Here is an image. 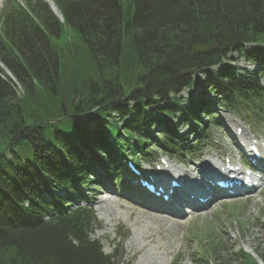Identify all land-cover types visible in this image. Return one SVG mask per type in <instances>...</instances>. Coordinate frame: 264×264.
<instances>
[{
    "label": "trees",
    "instance_id": "16d2710c",
    "mask_svg": "<svg viewBox=\"0 0 264 264\" xmlns=\"http://www.w3.org/2000/svg\"><path fill=\"white\" fill-rule=\"evenodd\" d=\"M139 1V9L148 11L143 15L144 20L176 18L181 23L182 16L187 13L182 11L184 7H192V16L188 23L178 28L171 27L166 33L162 29L158 32L152 29L138 30L134 28L135 24L126 21L118 34L120 21L116 22L115 18L122 10L114 2L96 1L98 8H84L82 5L72 8L70 0H62L60 3L66 22H70L72 16L77 19L76 24L72 23L76 26L75 32L71 31L70 41L55 43L53 50H50L41 30L43 22L49 29L52 24L46 6H37L43 21L37 28L31 19L30 23L22 22L27 14L16 1L11 2L6 16L17 19L18 26L11 32L21 31V47L25 49L21 52L26 63L24 66L10 65L23 90L21 96L17 97V89L11 79L0 75V264H114L89 236L97 223L91 211L82 207L64 210L66 206L58 204L53 196L52 188L59 184V167H63L68 176L79 179L85 174L82 169H85L87 162L69 140L74 137V130L59 133L58 136L56 127L43 120L46 114L53 116L68 102L61 101L62 95L66 99L67 95H75L78 91L75 89L64 93L61 90L59 95H55V89L52 90L55 83L56 86L61 84L67 68L73 69L69 72L71 80L79 76V71L82 75L88 72V76L100 77L89 84H84V78L80 80L83 87L86 85L83 102L89 107L102 106L103 112L96 113L93 119L97 124L101 122V130L114 131L116 123L123 118L125 107L119 103L113 104V101L126 96L147 101L152 91H160L163 87L161 84L165 77L162 78L160 71L166 72L170 62L185 52L190 44L195 43L192 48L198 50L206 48L202 44L204 41L211 39L212 44L216 39H222L225 42L219 41L221 45L228 43L230 47L238 48L246 40L264 38V0ZM26 8L28 13H32L31 9L35 11L36 5L28 4ZM63 35L57 40L62 39ZM118 35H121L119 50L114 44L118 41ZM134 36L139 39L145 37L150 43L143 42L142 38L143 41L138 40L143 45L142 50H136ZM39 45L43 47L37 50ZM76 45L81 47L78 49ZM1 49L3 51L5 47ZM72 50L78 51L74 53ZM83 50L87 52V64L81 57ZM63 55H66V59H62ZM116 56L118 68H110L105 73L101 71L98 62L113 61ZM134 63H141L142 84L137 82L136 75L131 82ZM74 73L76 76H72ZM151 74L155 76L157 84L150 79ZM134 84L142 87L130 88ZM259 96L262 94L259 93ZM259 100H264V97ZM138 112L135 114L136 120H139ZM71 117L66 121L77 125ZM70 123L65 126L72 127ZM84 139L88 145L94 140L96 149H103L98 138ZM81 149L87 150L88 147L83 145ZM69 150L75 151L73 153L77 157L69 154ZM52 165L56 172L51 175ZM43 191L52 197L51 205L41 202ZM261 258L264 262V252ZM247 262L255 264L250 260Z\"/></svg>",
    "mask_w": 264,
    "mask_h": 264
},
{
    "label": "rangeland",
    "instance_id": "374dc122",
    "mask_svg": "<svg viewBox=\"0 0 264 264\" xmlns=\"http://www.w3.org/2000/svg\"><path fill=\"white\" fill-rule=\"evenodd\" d=\"M17 1L20 2V0ZM43 1H45L50 6L52 12L56 17H60L58 10L55 8L51 0ZM204 1L206 2V0ZM4 3L5 0H0V10H2V5H4ZM93 3L94 1H91L89 4ZM191 10L192 7H184L182 9V11H185L187 13L182 16V20L180 21L181 23H179L176 18L157 19L155 21H152L151 19L144 20L143 15L148 11L145 10L144 12L142 11V9H139L140 15L136 20L134 28L138 30L152 29L154 31L157 30V32L162 29V32L166 33L170 31L171 27L178 28L181 24L188 23L189 17L192 16L190 15ZM117 17L119 18V15H117ZM118 32L120 33L121 30L118 29ZM67 33L68 35H63L62 39L54 41L57 44L70 41L72 37L71 30H67ZM142 38L143 37L139 39L138 37H136V40L143 41L144 39L143 42L150 43V41L145 37L143 39ZM113 40L114 38L111 40V42ZM119 43V39L116 43H114L118 48L117 50H119ZM76 46L78 49L81 47L79 45ZM139 47L140 50H142L143 45H140ZM249 47L254 49L257 46L249 45ZM77 51L78 50H72V52L74 53ZM81 57L85 64L89 63L87 52L85 50L81 52ZM62 59H66V55H63ZM239 63H241V61H239ZM98 65L101 71L105 73L110 68H117L118 58L116 56L115 60L106 61V63L100 61L98 62ZM129 66H131V64H129ZM71 71H73V69L67 68L61 84L59 86H56L55 83L54 87H52L55 88V95H59L61 93V90L64 93L67 91L71 92L75 89L78 90L76 91L77 93L75 95L73 93L67 95L68 98L66 99L63 95L60 97L63 103L64 101H68L67 103L62 105V107L65 106L66 110H68L69 104L75 106L79 100L80 102H82L83 99L86 98L84 87L79 82L82 78L86 79L87 75H89L88 72H85L82 75V72L79 71V76L75 80H71L69 74V72ZM73 75L76 76L75 73L72 74V76ZM95 77L96 79L100 78L99 76ZM90 79L91 78H88L87 81H90ZM262 82L264 84V80H262ZM14 85L17 89V95L21 96L22 88L16 84V80L14 81ZM92 85L99 86L98 84ZM184 89L185 83H183L175 92H172L170 90V86L167 85L162 87L161 90L157 92L160 96H164L166 94L171 96L176 95L179 91L183 90L180 93V95H182L185 93ZM91 93L93 96L94 91ZM133 104L135 107H139L142 103ZM121 106L125 107L129 112L132 111L129 103H123L121 104ZM57 111L58 110H56V112ZM46 117L51 116H49V114H46ZM232 121L234 125L240 123L239 120L235 119L234 117L232 118ZM181 123L185 125L187 124V122L183 120L181 121ZM56 124H62V121ZM61 126L66 127L64 125ZM252 129H254V127ZM249 130L250 129L245 128L246 132ZM250 132L251 135L257 134V132L253 130H250ZM97 134L99 133L96 131V127L92 129L89 127L86 131V135L96 136ZM240 135L242 136V132L240 133ZM262 138H264V136H262ZM64 141L67 142L66 139H64ZM190 171L191 167L187 168L183 171L182 176L190 173ZM203 173L205 175L208 174L206 172ZM262 186H264V184H262L258 189H260ZM59 194L62 195L63 192L60 191ZM125 194L127 195L128 192L120 191L119 193V190L117 192L115 188H111V192L107 194L103 192L102 188L96 187L91 195H89L88 199L89 204L92 207L93 214H95V216L99 220L101 227L100 230L94 232L92 237L100 241L102 248L106 253H111L113 245L118 243L117 241L119 240V243H121L120 251L123 252L124 261L127 264H162L164 262H166V264H194L191 258L198 251V240H201V238L204 239V241L208 240L211 233L216 236V239H224L226 242L231 243L232 245H234L235 249L240 248L241 246H248V248H245L246 250H248L247 252H250L254 248L258 249L262 246L261 244H264V187L261 191H255L254 193L246 194L245 197H230L228 199L219 201L212 206V209H214L215 212L213 210H210L203 216L189 219L187 222L179 223L176 218H166L168 221H171L173 223H179L177 225L163 221L162 218L148 217L146 214H144L147 212L145 209H141V207H135L128 201L122 199L121 197L125 196ZM103 199L108 200L101 201ZM97 201L101 202L97 203L95 206V203ZM104 202L108 203L104 206L107 210L106 213L101 211V207L103 206ZM171 206L174 207V210H178L176 209V205ZM179 215L180 214L176 215L175 217ZM118 233L122 235V238H117ZM227 245L228 244H225L224 246L223 244H221L219 246V249L225 248L227 247ZM243 252L247 253L245 250ZM208 253L209 252L204 248H201V252L193 260H198L202 255L203 257H205ZM218 258H220V260H223L224 262L233 264L232 257L218 256Z\"/></svg>",
    "mask_w": 264,
    "mask_h": 264
},
{
    "label": "bare ground",
    "instance_id": "6f19581e",
    "mask_svg": "<svg viewBox=\"0 0 264 264\" xmlns=\"http://www.w3.org/2000/svg\"><path fill=\"white\" fill-rule=\"evenodd\" d=\"M255 80H258V78H255ZM242 135H243V132H242ZM251 154L253 155V153L251 152ZM254 156V155H253ZM255 158V160L256 161H259V159H257L256 157H254ZM263 166H264V158L263 159H261L260 161H259ZM88 166H89V160L87 159V162L85 163V169H82V171H85L87 168H88ZM262 169L263 168H261L259 171L261 172V173H263L262 172ZM229 172H230V170H229ZM234 173H236V170H235V172ZM237 174V173H236ZM230 176H231V174H228V177H227V180H229L230 179ZM263 176H264V174H263ZM202 177L206 180V181H209V180H211L212 179V175H211V173H208V174H204V173H202ZM177 181H178V183L180 184V187H179V189L177 190V194H181V195H184L185 196V199H181V198H178V196L177 195H175L172 199H171V205H176L178 208L180 207V206H182V204H184V203H188V204H191L192 206H194L197 210H201V209H203L206 205H208L209 203H210V201L212 200V199H214L215 197H216V195H215V189H213L212 187H209V188H204L203 186H191V185H189L186 181H185V179H184V176H182V175H180V176H177L176 178H175ZM158 182L159 183H162V182H160L159 180H158ZM245 187H243L242 186V183H239L238 185H236V184H232L231 185V187H233V190L237 193V194H239V193H244V192H247L246 194H249V193H254L255 192V190L254 191H251V187H248L247 185H244ZM217 188V187H216ZM219 189H221V188H219ZM173 191H174V189H172ZM222 190V192H224V191H227V190H229L228 188H226V189H221ZM239 192V193H238ZM225 193H227V192H225ZM152 196H156V194H160L158 191H154V193L152 194V193H150ZM161 195V194H160ZM198 196H204V197H206V201L205 202H203V203H200V202H198V200H197V197ZM155 198H159V197H155ZM106 201V200H105ZM108 203L107 202H104V204H103V206L101 207V211L102 212H104V213H106L107 212V210H106V208L104 207L105 205H107ZM102 205V204H101ZM166 205H167V202H166ZM170 205V209L171 210H174V207H172ZM176 207V209H178ZM108 208V207H107ZM172 213V215L173 216H176V215H178V214H180V212H177V210H174V211H171ZM191 215H194L193 213H191ZM144 262V261H143ZM162 264H166V262H164V263H162Z\"/></svg>",
    "mask_w": 264,
    "mask_h": 264
}]
</instances>
